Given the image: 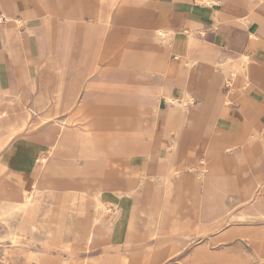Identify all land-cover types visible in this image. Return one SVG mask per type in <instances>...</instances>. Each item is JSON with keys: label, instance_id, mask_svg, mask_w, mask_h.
I'll return each mask as SVG.
<instances>
[{"label": "rangeland", "instance_id": "obj_1", "mask_svg": "<svg viewBox=\"0 0 264 264\" xmlns=\"http://www.w3.org/2000/svg\"><path fill=\"white\" fill-rule=\"evenodd\" d=\"M69 1L70 6L64 7L71 9V18L79 8L73 6L74 0ZM97 1L96 5V0H84L82 19L66 26L67 20L58 19L64 17V11H58L60 6H47L52 21L60 27L47 33L56 55L45 62L36 47L30 48L32 64L22 74L18 97L6 94L0 99V112L5 110L7 115L0 123L13 120L24 124L6 138L9 144L2 154L8 161L7 172L21 169L22 158L33 155L40 138L62 137L65 148L56 155V163L74 164L80 137L91 143L107 134L113 142L116 133L126 136L148 119L151 131L144 148L136 147L134 157L119 148L108 149L121 153L106 158L144 163L151 177H137L133 190L123 191L111 202L103 199L99 206L97 200L84 194L37 192L27 212H19L16 221L7 224L0 218V264H60L65 260V264H264V38L250 50L246 41L237 42V25L221 20L214 29L207 16L190 14V9L202 5L199 0H117V5L116 0ZM178 1L190 9L182 4L181 13H175L173 4ZM124 2L139 11L130 25L123 17H115L117 9L120 13L124 9ZM252 3L255 11L251 14L264 26V0ZM33 8L18 5L21 12ZM97 12L115 15L112 23L106 22L104 15L97 18ZM16 17L17 30L24 32L28 19L17 12ZM159 27L175 31L171 46L175 39L178 45L171 52L178 51L179 56L186 50L179 42L193 28L207 33L201 46L227 43L229 63L224 64L225 69L219 64L213 69L196 67L195 82L187 87L193 93L192 101L185 99L176 77L168 73L171 78H166V73L156 70L142 73L138 65L128 62L142 61L137 54L145 52L150 64L158 61L157 46L149 36ZM17 43L24 49L23 42ZM120 48L125 51L118 52ZM248 52L260 59L259 79L239 74L226 84L229 66L243 72V55ZM7 54L0 43V57L4 58L0 59L4 64L0 84L11 91L16 85L17 67ZM172 58L180 63V59ZM214 74L223 79L221 84L212 85ZM209 90L226 104L212 108L210 100L214 98L208 99ZM166 91L178 97L168 95L171 99H167ZM56 94L62 98L59 105ZM168 108L175 113L171 112L166 124L160 115ZM243 121L248 127L242 128ZM132 133L134 139L142 138L143 133L129 131ZM238 135H245L241 143L235 142ZM223 145L233 147L224 152L220 148ZM85 149L87 160H98L92 147ZM209 149L222 152L220 161L227 166L236 157L238 169L228 171L219 182L215 180ZM174 168L177 173L170 179L168 174L174 173L170 172ZM11 182L7 177L0 181V194L4 188L9 191ZM51 182L59 188L78 187L71 182ZM5 206L0 199V210ZM22 227L27 228L24 234Z\"/></svg>", "mask_w": 264, "mask_h": 264}, {"label": "crops", "instance_id": "obj_2", "mask_svg": "<svg viewBox=\"0 0 264 264\" xmlns=\"http://www.w3.org/2000/svg\"><path fill=\"white\" fill-rule=\"evenodd\" d=\"M260 1H263V0H258V2ZM95 3L97 5L98 1L96 0ZM19 4H27L30 6H34V8L33 10H29V12H21L18 9ZM66 4H69L70 6L71 2L69 0H58L57 2L55 0H0V13L2 12L1 8L3 6L10 5L15 11V14L17 12L25 16L28 19L29 24L33 27L30 29V32H28L30 41L28 42L27 46L23 49L22 45L17 43V41H19L17 39V35H21L23 33L17 30V25L14 27L13 33L8 32L6 28V24L0 25V43H3L7 49V53H8L7 59H9V61L17 67L16 69L17 81L14 87L16 88L17 93L8 94V95H13V96L18 97V94L20 92L19 85L22 79V74L26 72L25 67L27 65L31 66L32 64L30 56H29L31 53L29 52L30 48L36 47L38 49L39 54L43 57L45 62H49L47 58H51L56 55V52H54V48L49 43V38H48L47 33L49 31H55L56 29H59L60 27L58 26L57 28L56 23L52 21L51 18L53 16L52 17L49 16L48 14L49 8L47 6L49 5L60 6L58 11H64V12H61L63 13L64 17L58 18V19L67 20L66 22H64L65 26L67 23H73L74 20L82 19L81 14L83 13V10H85L84 0H74L73 1V6H77L79 8V10L73 15L74 19L73 17H71L72 18L71 19L68 16L70 14L69 11L71 9L70 8L69 10L66 9L64 7L66 6ZM117 4L118 2L116 0V3L114 5H117ZM182 4L185 7L189 8L188 4H185L183 1H178L173 4L174 6L173 8L176 11L175 13H181L179 10L180 8L182 9L183 7ZM81 5L84 6L83 9ZM129 5L130 4L128 2H124V4L122 5L124 6L123 12L119 14H115L117 16L112 15V14L110 15L109 14H99L97 12L96 17L101 18L98 16L104 15L106 18V22L108 21V17L110 16H115L119 18L123 17L122 20H125L124 23L130 25L132 24V19L135 18V14L138 13L139 11H138V8H134ZM252 11H255V6L252 3V0H217V3L213 4L212 6L204 7L201 5L196 9H190V14L194 15L196 13L195 15L202 14L204 16H207V18H210L212 20L214 29L220 24L219 22L221 20L229 21L237 25L238 28H240L238 30L237 42L242 44V42L244 43L246 41V43L248 44L247 48H249L250 50H255V48H257L256 42H259L258 39L264 38V26H262L261 24L262 22L258 19V17L256 18L253 17L254 14H251ZM35 27L39 29L38 32L35 31L36 29ZM44 30L46 32V35L43 34ZM25 31H26V28L24 32ZM255 34H257L258 36ZM194 36L195 37L192 41V60H194V63L192 64L190 69L185 67V62L186 60H188L185 56H179L178 51H176L175 54L171 52L173 47L175 48V46L178 45V39H176L173 45L171 46L172 43L168 44L167 42L159 38L157 29H155L153 33H151V35L149 36L151 43H155L157 46L156 53H157L158 61L155 63L156 65L153 63L150 64V60H149L150 57L147 52H145L146 56L144 54L140 55L141 53L137 54L138 56L141 57L142 61L135 62V60L132 59L131 61L128 60V62L131 64L132 62H134L136 66L138 65L142 73H145L149 70L150 71L156 70V71H159V73H166L165 75L166 78H171L168 76V73L171 74L172 76L178 79L179 84L184 88L183 90L184 96H185V93L187 92L193 96V93L189 92L187 87H189L195 82V74H196L197 66H201V68L203 69H206V68L213 69L214 65L219 64V67H220L221 65L224 66V64L229 63L228 61L229 58H226L227 43L219 42V45H217L216 47L201 46L200 44L201 40L202 39L205 40V37L207 36L206 31L204 30L203 34H195ZM181 40L179 44L180 43L183 44L186 49L185 51H187L188 50L187 40L185 38L182 41ZM122 51H125V50L122 48L118 49V52H122ZM116 56L122 57L124 55L122 56L116 55ZM172 57H176L177 60L180 59V63L176 64ZM249 57L251 59L253 58V60H251V67L255 68L256 70V75H253V79H259L260 73L262 71L261 68H259L258 66L260 59L257 58L256 56L251 57V54L249 55ZM0 59L1 61H4L3 57H0ZM1 67L2 68L4 67V64H2V62H0V69ZM219 67L217 68L219 69ZM222 81L221 79L218 80V78H216V75L214 74V81H213L214 84L212 85H215V84L219 85L222 83ZM2 88L3 87L0 84V99L2 95H6L3 92ZM138 88H140V86H138ZM210 89L212 88L210 87ZM209 91H210V94L207 97L208 99L214 98L210 100L211 101L210 105L212 108H214L213 106L214 101L215 100L217 101L222 98L216 95L215 92L212 93L211 90ZM168 95H172V94L166 91L164 97ZM172 97L176 98L178 96H175L173 94ZM166 98L169 99L170 97H166ZM46 99H48V96L47 98L40 97L38 102L45 101ZM54 99L57 102L56 103L57 105L61 104L62 98L60 94H56V96H54ZM185 99H186V96H185ZM157 105H159V101L155 104V106ZM168 109L169 110L163 111L162 115H160L161 120L165 122L166 124L169 122V120L172 117V114H171L172 110L170 108ZM172 113L174 114L175 111ZM4 118H6V111L1 110L0 120H3ZM9 121L10 123H14V127H18L19 125L24 126L23 123H18L17 121H13V120H9ZM9 121L6 120L0 123V146H2L3 143L7 141L6 138L9 136H12L14 132L12 130H9L10 129V127L8 126ZM244 127H248V124L245 121H243V124H242V128ZM147 129L144 127H139L137 130H129L132 132L143 133L142 138L138 140L134 139L135 137L134 134L132 133V136H131V134H129V131L126 132V136L122 132L116 133L115 134L116 137L113 138L115 141L113 142L107 139V136H106L107 134L97 136V138L94 135L95 141L91 143H89L90 141L83 139V137H80L79 147L77 148V153L75 157V163L65 164L62 166L56 163V158H55L58 152L60 151V149H62L63 147L65 148V146L62 143V137L40 138L37 141L38 146L37 148H35L36 153H37L36 156L34 154L35 157L33 156L32 159H27L23 157L22 159L24 161L21 162V164L19 165L21 169L18 172L11 173V174L6 172L8 161L6 157L4 156V154H2L3 148L0 147V181L6 179V177L12 180L11 187H9V191L5 190V188L1 190L2 193L0 194V199H11V196H13L14 199L19 198L22 190L24 188L30 187L33 182H47V180L53 181V182H65V183L71 182V184H76L78 185V187H75V188L64 187L65 189L64 188L49 189V188L40 187L39 191H52V192H57V193L81 194L82 191L84 190L83 188L85 187L91 191L96 192L97 190L102 188V186L104 185V182L108 183V182L122 181V182H126L127 186L119 188V189H114L112 192L116 196L120 195V193H122L123 191L129 192L134 189L135 179L137 177H141V176L151 177V174L150 172H148L146 164L135 161L134 159L125 160V162L120 161V160L118 161L107 160L106 157L108 156L120 155V152H117V151L109 152L107 150L119 148L125 154H130L132 157H134L136 155L134 152L136 147L144 148L146 146L145 139L149 138V133L151 131V129L149 128ZM99 137L101 139L98 140ZM234 144L236 145V143ZM88 145L90 149L92 147L93 152H94L93 154L98 158V160L91 161V160L86 159V151H85L86 149L85 148H87ZM227 146L228 145H223V147H220V148H223L224 150V148ZM229 147L231 151V148L233 146L229 145ZM33 151L34 149H32V152ZM49 152H54V153L50 154ZM39 155H45L47 157L46 161L45 162L39 161L38 160ZM3 173L4 175H2ZM2 183H5V182H2Z\"/></svg>", "mask_w": 264, "mask_h": 264}, {"label": "bare ground", "instance_id": "obj_3", "mask_svg": "<svg viewBox=\"0 0 264 264\" xmlns=\"http://www.w3.org/2000/svg\"><path fill=\"white\" fill-rule=\"evenodd\" d=\"M198 1V0H196ZM201 1L202 3V6H212L213 4H216L217 3V0H199ZM123 8V7H122ZM121 8V10H122ZM2 12L0 13V21H4L5 24H6V28L8 30V32L10 33H13L14 32V27L18 24V18L16 17V14H15V11L13 10V8L10 6V5H7V6H3L1 8ZM119 13H120V9H118ZM123 12V10L121 11V13ZM200 13V12H199ZM27 20V19H26ZM112 20H113V16H110L108 17V21L110 23H112ZM72 23H69V25H71ZM26 28V31L23 32L21 35H17V39L21 42H23L24 44V48L27 46L28 42L30 41L29 40V36H28V32H30V29L33 28L29 22H25L23 24ZM187 28V26H186ZM38 28L35 29V31L38 32L37 30ZM157 29V33L159 35V38L165 42H167L168 44H171V38H172V32L173 29L170 28V27H159V28H156ZM200 33H204V30L201 29L200 27L199 28H193L191 29L190 31H188L186 33V36L184 37L186 40H187V44H188V50L185 51V57L188 59L186 60L185 62V67L186 68H191L192 64L194 63V60H192V41L194 39V35L195 34H200ZM256 35V34H255ZM76 39V38H75ZM176 40V39H175ZM71 42H69V47L71 45ZM78 44V43H77ZM80 44V43H79ZM74 46H75V43H74ZM245 53V52H244ZM241 55V54H240ZM183 56V55H182ZM244 59L246 60V64L244 65V71L242 72L241 69H239V67H233L230 66V71L228 70V73L229 75H225V78H224V82L226 84H230L231 83V79H234L235 77H237V75H242L244 76L245 78H249V76L251 75H256V70L255 68H252L251 67V60H253V58L251 59L247 54H244L243 55ZM236 62V61H235ZM220 69H225L224 66H220ZM224 83V84H225ZM3 89V92L5 94H16L17 93V90L16 88H12L11 91L9 90H6L4 89V87L2 88ZM6 90V91H5ZM56 93H60V89H57L56 90ZM185 96L187 99H189L190 101L193 100V96L191 94H189L188 92L185 93ZM16 98V96H15ZM226 101V100H225ZM20 102V101H19ZM226 103H224V99H219V100H215L214 103H213V106L214 108H221L222 106H224ZM254 104V103H253ZM11 105V104H10ZM9 105V106H10ZM64 105H67L66 103ZM24 106V105H23ZM10 110V109H9ZM80 111V110H79ZM84 111V110H83ZM150 113V112H149ZM146 115V114H145ZM7 116V115H6ZM148 116V115H147ZM3 117V116H2ZM15 118V117H14ZM150 118V117H149ZM8 119V118H7ZM132 120V118H131ZM146 120L148 119H143L142 121H140L138 123V127H144V128H149L150 127L147 125L146 123ZM149 121V120H148ZM28 122V121H27ZM48 125V124H47ZM137 125V124H136ZM8 126L10 127L9 130H12L14 131L12 136L18 132V130L22 129L23 125H19L18 127H14V123H10L9 121V124ZM148 130V129H147ZM9 134V133H8ZM7 134V135H8ZM3 137V136H2ZM232 138V137H231ZM230 138V139H231ZM237 143L238 142H242L244 139H245V135H238L237 137ZM224 140V139H223ZM8 143V140L3 143L2 146L0 147H4L6 144ZM57 143V142H56ZM9 144V143H8ZM230 144V143H229ZM56 146V145H55ZM7 147V146H6ZM61 147V146H60ZM56 148V147H55ZM59 148V147H58ZM53 150V149H52ZM38 151V150H37ZM230 151V147L227 146L224 148V152H228ZM54 152H50V154H53ZM121 153V152H120ZM222 152L220 151H216L214 149H209V152L208 154L210 156H213L214 158V161H213V166H214V178L215 180H217L219 182V179H223L226 175H227V172H232V171H236L238 169V166H236V163H235V160L236 158L235 157H232V159L230 160V163L229 165L227 166V164H225V161H220L221 159L219 158V155L221 154ZM36 156V149L34 150V153L33 155H30L29 156V159H32V157ZM34 156V157H35ZM28 159V158H27ZM89 159V158H88ZM230 159V158H229ZM38 160L41 161V162H45L46 161V156L45 155H39L38 156ZM79 161V160H78ZM237 161V160H236ZM34 162V161H33ZM77 163V162H76ZM139 167V166H138ZM125 168V167H124ZM123 168V169H124ZM43 170V169H42ZM6 171V170H5ZM7 172V171H6ZM32 172V171H31ZM170 172H174V173H170L168 174V177H170V179L172 177H174L177 173V169L174 168L173 170L171 169ZM5 173V172H4ZM4 173L2 175H4ZM134 175V174H133ZM41 176V175H40ZM83 178V177H82ZM2 179V177H1ZM125 180V179H124ZM126 182H123L122 185L118 182H109V184H106V185H103L102 188H100L99 190H97L96 192L94 191H91L89 189H85L83 188L84 190L82 191L81 194H84L86 197H90V198H93L95 200H97V205L99 206L100 204L103 203V199H105V201L107 202H111L114 198H116L115 194L112 192L114 189H119V188H122V187H126ZM40 187H44V188H49V189H58L59 187L55 186L51 181H48L47 182H33L31 184L30 187L28 188H24L21 192V195L19 198H16V199H1L4 203H5V208L0 210V218L2 220H4L7 224H11L12 222L16 221V218H17V215L19 212H27L30 204L32 203L33 201V198L35 196V194L37 192H39V188ZM56 187V188H55ZM62 189V188H61ZM65 189V188H64ZM82 190V189H80ZM41 195V194H40ZM110 205V204H109ZM105 209L107 210V207H105ZM117 209V208H116ZM119 210V209H118ZM111 211V210H110ZM118 212V211H116ZM7 227V225H6ZM34 229V228H33ZM19 231V230H18ZM21 231L23 232V234L27 231V228L26 227H22L21 228ZM135 231V230H134ZM20 233V232H19ZM51 243V241H50ZM53 246V245H51ZM156 251V250H155ZM150 254V253H149ZM148 254V255H149ZM145 258V257H143ZM59 259V258H58ZM124 259V258H123ZM145 260V259H144ZM67 260L61 262L62 264H65L67 263L66 262ZM126 261V260H125ZM128 261V260H127ZM76 262V261H75ZM78 262V261H77ZM131 262V261H130ZM133 262V261H132ZM60 263V264H61ZM79 263V262H78ZM123 264H125L126 262H122ZM80 264V263H79Z\"/></svg>", "mask_w": 264, "mask_h": 264}]
</instances>
